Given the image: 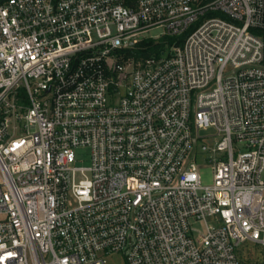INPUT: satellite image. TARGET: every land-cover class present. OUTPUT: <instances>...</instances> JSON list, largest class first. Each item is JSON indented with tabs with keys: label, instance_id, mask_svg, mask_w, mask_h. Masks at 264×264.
Instances as JSON below:
<instances>
[{
	"label": "built area",
	"instance_id": "1",
	"mask_svg": "<svg viewBox=\"0 0 264 264\" xmlns=\"http://www.w3.org/2000/svg\"><path fill=\"white\" fill-rule=\"evenodd\" d=\"M146 40L164 48L137 59ZM247 245L264 0H0V264H241Z\"/></svg>",
	"mask_w": 264,
	"mask_h": 264
},
{
	"label": "rangeland",
	"instance_id": "2",
	"mask_svg": "<svg viewBox=\"0 0 264 264\" xmlns=\"http://www.w3.org/2000/svg\"><path fill=\"white\" fill-rule=\"evenodd\" d=\"M161 31L156 30L151 32L152 35H157ZM84 160L88 158V151H80ZM202 184L210 185L213 183V171L210 167H204L200 171ZM241 264H264V248L260 246L247 245L240 253ZM108 264H125L121 256H114L109 259Z\"/></svg>",
	"mask_w": 264,
	"mask_h": 264
},
{
	"label": "trees",
	"instance_id": "3",
	"mask_svg": "<svg viewBox=\"0 0 264 264\" xmlns=\"http://www.w3.org/2000/svg\"><path fill=\"white\" fill-rule=\"evenodd\" d=\"M164 40L171 43L173 39L170 37H167ZM164 40H162L161 42L157 44H155L153 40H146L141 44V46L145 48L135 51L134 55L138 59L140 57H148L152 55L153 53L159 52L160 50L164 48V43H165Z\"/></svg>",
	"mask_w": 264,
	"mask_h": 264
}]
</instances>
